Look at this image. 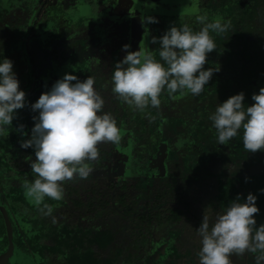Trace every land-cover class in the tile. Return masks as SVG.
<instances>
[{
	"label": "flooded vegetation",
	"instance_id": "flooded-vegetation-1",
	"mask_svg": "<svg viewBox=\"0 0 264 264\" xmlns=\"http://www.w3.org/2000/svg\"><path fill=\"white\" fill-rule=\"evenodd\" d=\"M141 1V9L140 6L136 7L137 1H133L134 12L126 9L130 0H122L124 7L121 8L117 6L119 2L116 6L107 5V10L100 13L107 22L97 35L83 27V18L84 13L93 12L94 5L101 6V0H35L34 3H30V0H0V28L4 30V27L16 23L17 14L31 10L33 15L30 19L34 17L37 23L28 46L61 39L59 43L52 44L53 47L46 54L41 52L42 48L34 50V56H31L33 62H26L23 68L25 72L30 70L34 76L39 97L50 91L53 84L66 73L76 75L81 81L91 76L95 80V89L105 101L103 112L110 113L120 128L122 138L119 143L98 145L99 162L93 164L94 170L90 176L64 184L65 195L70 196L69 199L81 198L80 202L91 199L86 200L85 216L111 220L112 231L118 225L103 212L100 215L93 213L97 210L95 205L100 209L106 206L102 211L114 213L120 223V219L125 220L124 234H114L113 241L103 247V257H99L98 264H198L196 253L201 244L194 229L199 227L205 207L212 210L211 224L215 214L225 211L238 194L243 202L252 193L257 197L255 203L260 209L255 215L257 226L264 224V191H261L264 190V151L248 153L244 149L243 129L226 145L218 144L216 130L208 119L219 103L240 92L245 95V107L254 103L253 93L258 94L259 89L264 87V31L257 35L251 30L245 33L246 38L240 35L241 40H254L242 58L230 53L231 49L244 50L242 43L239 46L232 40L236 31L211 34L217 49L207 55L204 67L219 66V71L214 72L203 92L198 96L176 93L172 98L165 90L160 96L159 109L149 107L146 113L150 115H146L129 108L112 92L111 77L115 63L122 60L127 51L137 49L136 45L129 43L130 14L137 10L143 12L142 16L161 21V30L156 23L143 24L144 42L158 60L159 45L151 43V37H161L173 24L177 25L174 21L180 24L189 22L194 31H198L202 25L196 23L195 17L188 19L187 16H177L176 12L180 13L177 6L180 0L171 3L166 0ZM210 2H213L211 7L215 15L209 17L230 20L231 24L236 20L241 21L237 19L241 16L242 21L247 18L251 20L258 14L260 6L264 8V0ZM57 4L65 9L64 13L60 11L61 7L56 8ZM74 7L78 10L73 15L70 10ZM200 11L201 14L197 15L208 16V12ZM66 39L72 41L68 47L64 45ZM125 44L130 46L127 51L123 49ZM3 46L4 42H0V47ZM28 49L33 48L17 53L20 59L29 55ZM11 53L6 48L5 51L0 48V58ZM37 55L47 60V69L39 64V59L35 57ZM10 59L15 63L13 72L16 70L21 76V71L17 70L20 69V59ZM38 115L39 112L34 116ZM34 124L33 120L26 129H18L24 133L25 139H30L27 135L31 136ZM17 136L21 142L19 132ZM28 149L35 154L34 148H24L25 151ZM126 172L127 177L115 181V174L124 175ZM14 178L20 179L18 173ZM128 198L129 202H126ZM150 200L155 201L154 204L162 211L153 221L142 216L150 209ZM187 203L191 204L190 208ZM152 207L155 210L154 205ZM187 209L194 213L195 222L191 228H188ZM162 229L165 233L160 232ZM256 255L245 253L242 256L233 255L230 259L232 264H255ZM56 259L50 254L44 255L39 263L56 264ZM58 260L59 264H64L62 258Z\"/></svg>",
	"mask_w": 264,
	"mask_h": 264
},
{
	"label": "clouds",
	"instance_id": "clouds-1",
	"mask_svg": "<svg viewBox=\"0 0 264 264\" xmlns=\"http://www.w3.org/2000/svg\"><path fill=\"white\" fill-rule=\"evenodd\" d=\"M195 20L202 25L198 31L188 23L179 27L173 24L161 37H151V43L159 44V60L143 43L136 51H127V44L123 46L127 54L115 63L111 77L112 92L118 100L150 115L146 109H159L165 90L172 98L176 93L198 96L203 92L214 72L219 71V66L204 67L207 55L217 49L210 33L226 34L232 25L222 18L209 22L206 14L197 15ZM141 22L146 25L158 20L142 16ZM94 84L91 76L81 81L66 73L31 104L39 115L33 117L31 138L22 140L20 146L35 150L36 159L29 158L35 179L23 184L24 194L44 216H51L53 223V207L44 202L45 198L62 200L66 182L85 180L93 172V164L99 162L98 145L117 144L122 138L115 118L103 112L105 101ZM25 96L13 72V62L4 58L0 61V137L8 135L16 110L25 107ZM244 99L243 92L235 94L208 116L217 143L226 145L243 129L244 149L248 153L264 151V87L253 93L252 105L245 107ZM256 199L249 193L241 202L238 194L225 211L215 214L211 224L212 210L204 208L200 225L194 229L201 244L196 253L199 264H232L231 256L245 253L257 254L255 264H264V224L257 226L255 215L260 209Z\"/></svg>",
	"mask_w": 264,
	"mask_h": 264
},
{
	"label": "trees",
	"instance_id": "trees-1",
	"mask_svg": "<svg viewBox=\"0 0 264 264\" xmlns=\"http://www.w3.org/2000/svg\"><path fill=\"white\" fill-rule=\"evenodd\" d=\"M34 1L35 0H30V3H34ZM101 1H102L101 6L98 7L97 5H94L93 12L84 13V18H83L85 19L83 27H85L89 32L95 33L97 35H99V33L102 31L104 23L107 22L106 20L103 19L104 16H101L100 13L107 10L106 8L107 5L116 6L119 2V0H101ZM203 1L204 3L203 5H201V9H203L205 12H208V16L215 15L211 7L213 2H210V0L209 1L203 0ZM86 2L89 3V1H86ZM120 3H121L120 5L119 4L117 5L118 8H121L123 6L122 0ZM59 7H61L60 11L64 13L65 9L60 4H57L56 8H59ZM32 8L35 10L36 8L35 5H33ZM77 10L78 8L74 7V9L70 10V12L74 15V12ZM199 14H201V12ZM248 14L251 15L250 12H248ZM32 15L33 14L31 10L21 12L17 14L16 16L18 17V19H16V23H13L12 25L8 24L9 25L8 27L3 26L4 30L0 28V42L1 43L4 42L5 44V46L0 47V48L1 49L4 48V51L6 48L8 52H12L10 56L13 59L19 60L20 55L17 53H24L26 48H33L32 50L28 49L30 53L26 58H22L18 61L20 69H17V70L21 71L22 75L20 76L19 74H17L16 70L14 71L19 81L20 89L23 90L26 94L25 107L22 109L16 110V115H15L16 118L12 121L11 126H9L8 135L6 137H0L1 148H3V145H7V147L8 146L11 147L10 153L8 152V150H6V152L5 150L1 152V155H0L1 159H4L5 161H7L9 165L14 166L15 169L13 168L14 170L13 175L18 173V175L20 176V179L12 180L14 182V185L10 187L9 190L15 188L17 191L23 194L25 193L23 184L26 181L31 183L35 179V176L31 171L29 158H31V160L34 161L36 157H35L34 152L30 151L29 149L25 151L24 148L20 146L21 142L19 139H17L18 137L17 134L19 132L21 141L25 140L24 133L20 132L18 129H26L27 125L31 124V122L33 121L32 116H34L38 112V111L34 112L31 109V104L35 103L39 98L38 91L36 90V86L34 85L35 83L34 76L31 75L30 70L25 72L23 68L25 67L26 62L28 61L33 62V57L31 56H34V50H38L39 48H42L41 52H44V54H46L47 51L49 52L50 47H53L52 44H57L61 41V39H56L52 41L51 43L48 42L43 45L34 44V45L28 46V42L32 40L31 34L34 33V31H36V28L32 26V24H34V21H33L34 17L30 19ZM19 17L21 20H19ZM193 17L196 18L195 15ZM74 18L78 21L77 17L74 16ZM237 19L241 21L236 20V21H233L234 23L231 24L232 27L230 31L231 32L236 31L235 32L236 34L232 37V40H234L236 44H238L239 46H241V43H242L244 50L231 49L230 53L231 54L236 53L239 58H242L246 55V51H249L248 48H251L254 40H249V38L241 40L240 35L246 38L245 33H248L251 30L255 31L257 35L264 31V8L260 6V8L258 9V14H256V16L251 20H249L250 18H247V20L242 21L243 19L242 16ZM160 22L161 21L158 20L156 24L159 26V29L161 30ZM174 22H177V25L180 23L178 21H174ZM213 33L214 32L210 34H213ZM130 39L132 40L131 34H130ZM131 40L129 42L130 44H131ZM224 40L225 38L223 37V41ZM259 40H260V37H259ZM69 44L71 45L72 41H70L69 39H66L64 42V45L68 47ZM10 56L7 55V57H10ZM40 56L37 55V58L39 59V64L41 66H44L45 69H47L49 66L47 60L40 58ZM7 57L0 58V61H2L4 58H7ZM20 124H22L24 127L20 128ZM23 135H24V138H23ZM27 137L31 138V136L29 135H27ZM135 171H138V170H135ZM11 177L12 175H6L5 177H0V191L4 190L1 196L3 198L7 194L6 192L7 184L6 183L11 179ZM86 189H88L89 191V188H86ZM22 197L26 205V210H29L33 214L37 215V219L35 218L36 220H33L32 223L35 222L37 225L41 224L45 230V232L42 233L45 236H39V235L36 236L37 239H39V242L36 243L35 246L39 244L40 242H43V245L47 248V253L44 255L50 254L54 257H57L58 259L62 258V261L64 264L66 263L67 264H98L99 257H103V251H104L103 247H105L108 243H111L113 241L112 239L114 238V234H118V236H121L125 232L123 229L125 220L120 219V221H122L120 223L119 220L115 217L114 213H111L109 211H105V212L102 211L106 206L100 209L97 205H95L97 210L93 212L94 207L91 205L92 207L91 212L98 213V215H100L103 212L106 215V217H110L112 221L118 225V228H116L115 231H112L110 229L111 220L106 221V220L100 219L98 216L97 217L93 216L92 218H90L89 216H85L84 212L88 205L86 200H91V199L86 198L85 200L80 202L81 198L72 200V199H69L70 196L68 197V195H64L62 200L54 201L52 205L56 204V208L52 206L53 207L52 216L56 217V223H53L52 217L44 216L38 210L37 206L30 203L29 200L26 199L25 194L22 195ZM83 197L85 198V196ZM129 199L130 198H128L127 200L125 199L124 200L126 202H129ZM23 200L21 198L18 200L15 199V203H11V207H13L11 208V210L15 216L19 214V211H20L19 208H21L22 205L24 204ZM2 202L7 203L5 200H3ZM76 203H79V204H76ZM104 203L105 205H108L107 202H104ZM91 204H95V203L92 202ZM187 206L190 208L191 204L187 203ZM16 207H18V210L16 209ZM186 212H187L189 224L193 226L195 222V220L193 221L194 213L190 209H187ZM2 214H7V211L4 213L0 212V216H2ZM177 216H180V215L177 214ZM3 219L5 220V222H1L2 220H0V226L1 225L5 226V224H7L8 222L6 221L5 218ZM179 221L177 220V222ZM78 238H80L81 245L78 244ZM85 239H88L89 244L86 243V241L84 242ZM54 247H57V249H55ZM146 247L148 246L146 245ZM75 248L79 249V253ZM81 254H88L87 259L81 258L80 257ZM58 259H56L57 260L56 264H59L60 262V260Z\"/></svg>",
	"mask_w": 264,
	"mask_h": 264
},
{
	"label": "rangeland",
	"instance_id": "rangeland-1",
	"mask_svg": "<svg viewBox=\"0 0 264 264\" xmlns=\"http://www.w3.org/2000/svg\"><path fill=\"white\" fill-rule=\"evenodd\" d=\"M191 1H193V3ZM191 1L190 0L179 1L177 6L180 9V13L176 12L178 14L177 16L179 15L183 17L187 16L188 19H191L194 15L199 14L201 12L200 11L201 5H203L204 1L203 0L202 1L191 0ZM180 4H182L181 7H179ZM138 6H140V9L142 8L141 0H137L136 7ZM148 6L150 7V5ZM130 11L134 12V9H132L131 7ZM214 19H216V17L208 16L209 22ZM19 20H21L20 17ZM33 21L34 24H32V26L35 27L37 20L34 18ZM178 25H182V24L179 23ZM140 44L141 43L139 42L136 43V47H137L136 50L139 49ZM144 44L146 46V41L144 42ZM7 58L10 59V57ZM13 64L15 65V63ZM110 107L111 106H108V108ZM15 118L16 116H14L13 120ZM10 148L11 147L10 146L7 147V145H3V148H1L0 146V155L3 150H5V152L6 150H8V152L10 153ZM13 168L14 166L9 165L7 161L1 159L0 156V177H5L6 175H13L14 174ZM13 177L14 176H12L11 179L6 183L7 194L4 196V198L1 197L3 191H0V212L4 213L7 211V214H2V216H0V220H2L1 222H5V220L3 219L5 218L6 221H8L7 224H5V226L3 225L0 226V264H40L39 260L41 259V256H44V254L47 253V248L43 245V242H40L35 246V244L39 242V239H37L36 236L37 235L45 236L42 234L45 232V230L41 224L37 225L35 222L32 223L33 220L37 219V215L33 214L29 210H26V205L22 197V195L24 194L17 191L15 188L9 190V188L14 185V182L12 181L14 180ZM20 198L23 200L24 204L22 205L21 208H19L20 209L19 214L15 216L11 210V208H13L11 207V203H15V199L18 200ZM3 200H5L7 203L2 202ZM44 202L56 208L55 204L52 205L54 203V200H51L46 197ZM154 202L155 201L153 200L149 201L150 209L145 213H143L142 215L143 218L148 217L149 221H153L156 217L159 216V214L162 213V211L158 209L159 207H157V205H155ZM153 205L155 210H153L152 207ZM16 209L18 210V207H16ZM78 244L81 245L80 238H78ZM54 248L57 249V247ZM75 249L79 253V249L78 248ZM87 255L88 254H81L80 257L83 259H87L88 257Z\"/></svg>",
	"mask_w": 264,
	"mask_h": 264
},
{
	"label": "water",
	"instance_id": "water-1",
	"mask_svg": "<svg viewBox=\"0 0 264 264\" xmlns=\"http://www.w3.org/2000/svg\"><path fill=\"white\" fill-rule=\"evenodd\" d=\"M133 1H137V0H130V5H127V10L130 9L131 7H133L134 3ZM168 3H171L173 2V0H166ZM175 3V2H174ZM119 5H120V1H119ZM124 7V6H122ZM150 10V7L148 6V11ZM180 12V10H179ZM143 12H140V11H135V13L133 14H130V18H131V21H130V34H131V43H132V46L133 44L136 45V43H143L144 42V34H145V31H144V28H143V24L141 22V17ZM129 173H130V170H129ZM128 173L126 172L124 175L123 174H115V177H116V182L120 179V178H125L127 177Z\"/></svg>",
	"mask_w": 264,
	"mask_h": 264
},
{
	"label": "crops",
	"instance_id": "crops-1",
	"mask_svg": "<svg viewBox=\"0 0 264 264\" xmlns=\"http://www.w3.org/2000/svg\"><path fill=\"white\" fill-rule=\"evenodd\" d=\"M190 224L188 223V228H190ZM161 233H165V230L164 229H162L161 231H160ZM89 239V238H88ZM88 239H85L84 240V242L86 241V243H88ZM110 240V239H109ZM89 244V243H88Z\"/></svg>",
	"mask_w": 264,
	"mask_h": 264
}]
</instances>
